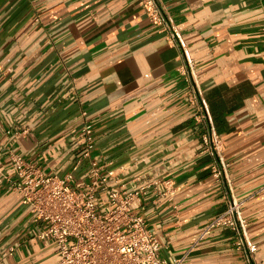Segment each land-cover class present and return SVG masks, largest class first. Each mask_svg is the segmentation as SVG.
<instances>
[{
  "label": "crops",
  "instance_id": "crops-1",
  "mask_svg": "<svg viewBox=\"0 0 264 264\" xmlns=\"http://www.w3.org/2000/svg\"><path fill=\"white\" fill-rule=\"evenodd\" d=\"M157 2L194 60L195 90L179 72L180 47L141 0H0V264H58L6 177L15 152L65 174L84 122L94 156L127 188L146 186L135 207L162 259L264 264V0ZM195 93L217 156L206 151ZM217 157L226 181L211 173ZM227 193L245 200L250 262L230 228L198 239Z\"/></svg>",
  "mask_w": 264,
  "mask_h": 264
},
{
  "label": "built area",
  "instance_id": "built-area-1",
  "mask_svg": "<svg viewBox=\"0 0 264 264\" xmlns=\"http://www.w3.org/2000/svg\"><path fill=\"white\" fill-rule=\"evenodd\" d=\"M141 3L148 17L162 25L170 41L180 47L179 72L195 90L194 60L187 54L170 20L157 0H141ZM194 98L198 110L196 119L204 128L206 151L217 156L220 146L214 139L204 104L197 93ZM81 129L79 141L83 145L65 174L45 173L33 160L17 152L11 153L15 175L6 178L10 186L21 193L23 203L37 220L34 236L54 243L58 264H180L183 258L169 262L159 256L161 243L142 211L135 207L142 201L146 186L129 189L122 184L114 169L94 156L92 124L84 122ZM82 166L86 168L84 178L76 181L75 172ZM211 173L217 181H226V164L217 157L211 165ZM244 203V199L227 193L225 209L209 221L198 239L213 228H230L236 233L237 247L245 251L250 262L251 247L246 235L249 222L241 212Z\"/></svg>",
  "mask_w": 264,
  "mask_h": 264
}]
</instances>
